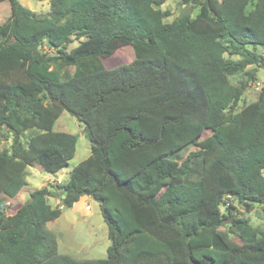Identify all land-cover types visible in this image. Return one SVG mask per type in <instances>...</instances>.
Instances as JSON below:
<instances>
[{
	"label": "trees",
	"instance_id": "1",
	"mask_svg": "<svg viewBox=\"0 0 264 264\" xmlns=\"http://www.w3.org/2000/svg\"><path fill=\"white\" fill-rule=\"evenodd\" d=\"M7 1L0 197L29 185V167L56 175L75 156L78 137L53 131L38 102L50 103L55 120L76 118L91 155L68 182L33 190L14 214L0 210V264H264V229L238 217V206L264 214V88L239 109L258 80L248 68L264 69V0H181L199 11L170 23L168 0H39L49 2L46 16ZM83 39L98 47L71 57L68 46ZM127 46L133 61L107 69L103 59ZM237 75L248 79L233 85ZM190 146L198 150L177 168L167 164ZM195 166L200 177L188 180ZM85 196L108 229L99 263L60 254L47 227Z\"/></svg>",
	"mask_w": 264,
	"mask_h": 264
},
{
	"label": "rangeland",
	"instance_id": "2",
	"mask_svg": "<svg viewBox=\"0 0 264 264\" xmlns=\"http://www.w3.org/2000/svg\"><path fill=\"white\" fill-rule=\"evenodd\" d=\"M20 3L36 15L46 16L50 13L49 2L20 0ZM161 9L171 13V16L165 20L167 23L172 22L185 12H190L192 17H195L199 11L198 6H185L181 0H168ZM9 16V3L6 0H0V17L2 22L6 21ZM97 47L98 42L83 39L81 41H74L68 46L67 50L70 56L74 57L77 51L90 50ZM133 59V48L127 46L119 49L111 58L103 59V63L107 69H112L119 65L129 64ZM234 59H237V57H234ZM248 70H256L257 81L264 82V69L251 66ZM247 79L248 77L245 75H237L230 78L233 85H239L242 82H246ZM255 83L254 81L249 82V87L239 104V109H243L257 100L260 92L255 89ZM49 106L50 103L43 100L35 104V109L39 113H42L44 119L53 123V131L69 133L78 137L75 156L70 161L69 167L62 170L58 175L46 174L39 166L29 167L27 169L29 185L15 199H9L4 196L0 197V210L4 208L8 215L14 214L29 199L28 194L33 190L41 189L48 184L55 185L61 182H68L74 168L91 155V145L85 136L84 126L68 112H63L57 120L53 119ZM34 134H36L35 130L26 132L23 136V141L27 143L30 136ZM209 134V132H205L204 137ZM1 146V148H10L12 142L11 140L3 141ZM196 150H198L196 146H190L176 160L174 157L168 158L167 164L170 163L172 168L175 169L190 152ZM200 173V166L193 167L188 180L198 179ZM164 190L165 185L156 189L153 194L160 196ZM49 204L56 207L60 204V200L50 198ZM238 217L246 219L255 228L264 229V214L261 206H254L251 212H246L242 207L238 206ZM50 229L57 236L60 254L70 256L84 263H99L107 258V249L110 246L108 229L102 218L99 204L91 197L82 199L80 203L74 206V209H65L62 216L50 224ZM235 241L239 242L237 239Z\"/></svg>",
	"mask_w": 264,
	"mask_h": 264
},
{
	"label": "built area",
	"instance_id": "3",
	"mask_svg": "<svg viewBox=\"0 0 264 264\" xmlns=\"http://www.w3.org/2000/svg\"><path fill=\"white\" fill-rule=\"evenodd\" d=\"M263 88H264V82L263 81H256V83H255V89L258 92H261Z\"/></svg>",
	"mask_w": 264,
	"mask_h": 264
},
{
	"label": "crops",
	"instance_id": "4",
	"mask_svg": "<svg viewBox=\"0 0 264 264\" xmlns=\"http://www.w3.org/2000/svg\"><path fill=\"white\" fill-rule=\"evenodd\" d=\"M6 1H7V0H6ZM7 2H8V1H7ZM0 18H1V17H0ZM1 21H2V20H1ZM39 127H41V126H39ZM59 173H60V172H59ZM59 173H58V174H59ZM58 174H56V175H58ZM27 181H28V180H27ZM64 183H66V182H64ZM28 184H29V181H28ZM23 190H24V189H23ZM29 194H30V193H29ZM29 194H28V197H29ZM84 198H87V196L81 198V200L84 199ZM81 200H80V201H81ZM80 201H79L78 203H80ZM78 203H77V204H78ZM75 205H76V204H75ZM75 205H74V206H75ZM74 206H73L72 209H74ZM51 223H52V222H50V223L47 224V227H48L49 229H50V224H51ZM50 230H51V229H50Z\"/></svg>",
	"mask_w": 264,
	"mask_h": 264
}]
</instances>
